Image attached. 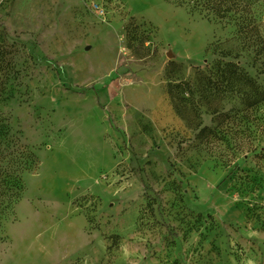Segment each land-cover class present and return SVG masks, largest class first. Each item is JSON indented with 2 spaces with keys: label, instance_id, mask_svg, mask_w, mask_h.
Segmentation results:
<instances>
[{
  "label": "rangeland",
  "instance_id": "obj_1",
  "mask_svg": "<svg viewBox=\"0 0 264 264\" xmlns=\"http://www.w3.org/2000/svg\"><path fill=\"white\" fill-rule=\"evenodd\" d=\"M255 16L264 36V0ZM1 56V135L35 161L0 197V264H264V107L216 103L237 113L202 138L168 93L219 61L264 87L233 25L168 0H0Z\"/></svg>",
  "mask_w": 264,
  "mask_h": 264
},
{
  "label": "trees",
  "instance_id": "obj_2",
  "mask_svg": "<svg viewBox=\"0 0 264 264\" xmlns=\"http://www.w3.org/2000/svg\"><path fill=\"white\" fill-rule=\"evenodd\" d=\"M176 5L186 6L192 11L199 12L206 19L226 21L236 29V36L242 42L244 49L255 51V62H262L264 66V36L261 24L256 20L255 7L262 0H168ZM129 30H127L128 34ZM131 48V46H129ZM2 55V53H1ZM3 56V55H2ZM0 57V68L4 63V56ZM215 69L206 76L201 69H197L195 85L189 83L170 84L169 96L172 99L175 112L184 120L186 126L199 130V137H207L215 133L216 129L226 126L236 114L232 108L230 111L221 110L214 105L227 101H237L242 104L243 110L250 112L264 107V87L251 78L248 73L234 62L219 61ZM199 95L206 105L209 113L213 115L215 128L202 125L200 111L190 107V99L185 95ZM220 106V105H219ZM249 120L248 115L244 117ZM264 127V122L262 124ZM3 126L0 122V197L5 195V189L9 186L18 188L21 181L20 173L25 170L30 161H35V156L27 150L18 152L11 150L9 144L2 138ZM4 146V147H3Z\"/></svg>",
  "mask_w": 264,
  "mask_h": 264
},
{
  "label": "water",
  "instance_id": "obj_3",
  "mask_svg": "<svg viewBox=\"0 0 264 264\" xmlns=\"http://www.w3.org/2000/svg\"><path fill=\"white\" fill-rule=\"evenodd\" d=\"M170 56H172V55L170 54Z\"/></svg>",
  "mask_w": 264,
  "mask_h": 264
}]
</instances>
